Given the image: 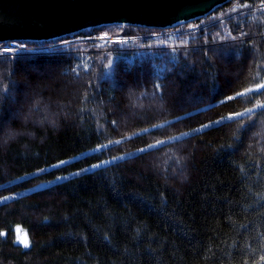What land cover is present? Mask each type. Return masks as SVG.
Instances as JSON below:
<instances>
[{
  "label": "trees",
  "instance_id": "obj_1",
  "mask_svg": "<svg viewBox=\"0 0 264 264\" xmlns=\"http://www.w3.org/2000/svg\"><path fill=\"white\" fill-rule=\"evenodd\" d=\"M103 30L0 55V264H264V0Z\"/></svg>",
  "mask_w": 264,
  "mask_h": 264
},
{
  "label": "water",
  "instance_id": "obj_2",
  "mask_svg": "<svg viewBox=\"0 0 264 264\" xmlns=\"http://www.w3.org/2000/svg\"><path fill=\"white\" fill-rule=\"evenodd\" d=\"M229 0H0V43L48 41L111 24L170 28Z\"/></svg>",
  "mask_w": 264,
  "mask_h": 264
},
{
  "label": "rangeland",
  "instance_id": "obj_3",
  "mask_svg": "<svg viewBox=\"0 0 264 264\" xmlns=\"http://www.w3.org/2000/svg\"><path fill=\"white\" fill-rule=\"evenodd\" d=\"M110 28H119V26H113ZM108 29V28H106ZM114 29V31H115ZM112 32H109L108 30L100 31V33L97 36H86L85 38H79V37H72L69 39H62L56 42H45L46 44L40 45V46H32L30 44H18V43H11L9 42H1L0 43V55H16V54H30L33 55L35 53H45V52H57V51H68L72 50L73 48L77 47L78 44H74L77 42H81L83 40H90V42L95 41H102L103 43L107 42H114L117 40H126L132 37L128 36H121L119 34H111ZM26 47V48H25ZM7 49V51H6ZM111 62V63H110ZM113 64V59L108 60V67ZM236 116V115H233ZM207 126V125H205ZM205 126H201L197 129H202ZM22 228V227H21ZM16 229V227H15ZM23 229V228H22ZM15 237H16V230H15Z\"/></svg>",
  "mask_w": 264,
  "mask_h": 264
},
{
  "label": "snow or ice",
  "instance_id": "obj_4",
  "mask_svg": "<svg viewBox=\"0 0 264 264\" xmlns=\"http://www.w3.org/2000/svg\"><path fill=\"white\" fill-rule=\"evenodd\" d=\"M6 51H7V49H6ZM157 87H159V85H157ZM260 89H264V84H257L256 87H255V89L246 88L244 90V92L237 93V95H246V94H248L250 92L257 91V90H260ZM227 99L231 100V99H234V97H227ZM257 106L258 107H264V105H257ZM246 111L247 112H251L252 109H247ZM232 115L243 116L244 113L230 114L229 118H231ZM185 135H187V134H185ZM116 143H119V141H116ZM101 147H104V146H101ZM64 163H66V161H60L59 162V164H64ZM53 167H57V165H53ZM44 170L45 169H39L38 171H44ZM3 199L6 200V199H8V197H4ZM15 230H16V237H15L16 242L19 243V244H21V245H23L24 248H28L30 246V239H29V234H28L27 230L22 229L20 225H17ZM5 235H6V232L5 231H0V237H3Z\"/></svg>",
  "mask_w": 264,
  "mask_h": 264
},
{
  "label": "built area",
  "instance_id": "obj_5",
  "mask_svg": "<svg viewBox=\"0 0 264 264\" xmlns=\"http://www.w3.org/2000/svg\"><path fill=\"white\" fill-rule=\"evenodd\" d=\"M48 41H34V42H48ZM49 42H52V41H49ZM54 42H56V41H54ZM18 44H24V43H18ZM43 44H46V43H37V44H30V45H32V46H40V45H43Z\"/></svg>",
  "mask_w": 264,
  "mask_h": 264
}]
</instances>
